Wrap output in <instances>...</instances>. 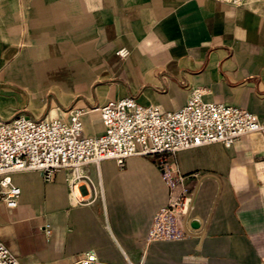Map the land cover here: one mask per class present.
Instances as JSON below:
<instances>
[{"label":"crops","instance_id":"crops-1","mask_svg":"<svg viewBox=\"0 0 264 264\" xmlns=\"http://www.w3.org/2000/svg\"><path fill=\"white\" fill-rule=\"evenodd\" d=\"M194 87L264 121V0H0L5 118L84 107L85 132L100 134L98 108L108 99L132 95L176 109ZM167 167L192 188L180 238L149 239L169 184L143 155L123 167L113 158L87 164L95 187L77 185L76 196L68 169L52 181L40 170L15 171L22 193L16 207L0 203V236L22 264H69L91 248L115 263L264 264L262 133L180 150ZM105 241L119 246L114 260L94 245Z\"/></svg>","mask_w":264,"mask_h":264},{"label":"built area","instance_id":"built-area-1","mask_svg":"<svg viewBox=\"0 0 264 264\" xmlns=\"http://www.w3.org/2000/svg\"><path fill=\"white\" fill-rule=\"evenodd\" d=\"M219 1L239 5L249 0ZM118 52L126 55L128 50L121 48ZM204 93L202 87H194L186 102L176 109L143 104L132 95L110 98L98 108L104 126L100 134L85 132L84 116L89 110L84 107H74L66 116L35 117L24 112L9 118L0 115V203L10 208L19 204L22 190L13 180L15 171L40 170L46 181H52L58 170L68 169L70 191L75 195L76 185L95 187L85 170L87 164L113 158L123 167L129 156H150L163 169L169 197L153 215L149 239L180 238L185 234L181 221L192 207V188L185 174L173 173L174 168L167 167L170 158L180 150L210 142L231 146L251 132L264 136V121L256 112L206 100ZM43 227L51 234L50 222ZM0 264H22L1 236ZM69 264L138 263L107 262L93 250H87Z\"/></svg>","mask_w":264,"mask_h":264},{"label":"rangeland","instance_id":"rangeland-1","mask_svg":"<svg viewBox=\"0 0 264 264\" xmlns=\"http://www.w3.org/2000/svg\"><path fill=\"white\" fill-rule=\"evenodd\" d=\"M77 192V189H76ZM80 196V195H79ZM81 197V196H80ZM97 246L102 254V252H109L111 254V258L114 260V257H116L119 254V246L118 244L114 242L105 241L99 244H94ZM96 254H98L96 248H91Z\"/></svg>","mask_w":264,"mask_h":264},{"label":"water","instance_id":"water-1","mask_svg":"<svg viewBox=\"0 0 264 264\" xmlns=\"http://www.w3.org/2000/svg\"><path fill=\"white\" fill-rule=\"evenodd\" d=\"M192 224H193L194 226H199V222H197V221H193Z\"/></svg>","mask_w":264,"mask_h":264},{"label":"bare ground","instance_id":"bare-ground-1","mask_svg":"<svg viewBox=\"0 0 264 264\" xmlns=\"http://www.w3.org/2000/svg\"><path fill=\"white\" fill-rule=\"evenodd\" d=\"M76 187H77V185L75 186V194H76Z\"/></svg>","mask_w":264,"mask_h":264}]
</instances>
